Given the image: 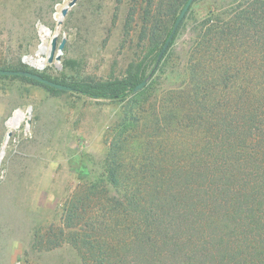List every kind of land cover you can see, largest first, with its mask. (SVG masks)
I'll list each match as a JSON object with an SVG mask.
<instances>
[{
	"label": "trees",
	"instance_id": "16d2710c",
	"mask_svg": "<svg viewBox=\"0 0 264 264\" xmlns=\"http://www.w3.org/2000/svg\"><path fill=\"white\" fill-rule=\"evenodd\" d=\"M196 1L159 63L178 15L161 46L148 50L135 81L66 83L20 61L0 69L38 74L88 99L147 100L146 87L134 88L172 54ZM193 30L183 81L155 97L145 117H124L104 175L80 181L63 227L49 228L41 244H69L83 264H264V0L238 1L227 16L210 7Z\"/></svg>",
	"mask_w": 264,
	"mask_h": 264
},
{
	"label": "rangeland",
	"instance_id": "374dc122",
	"mask_svg": "<svg viewBox=\"0 0 264 264\" xmlns=\"http://www.w3.org/2000/svg\"><path fill=\"white\" fill-rule=\"evenodd\" d=\"M70 1L0 0V65L15 67L20 61L28 69L66 83L134 80L151 59L148 50L161 46L185 2L76 0L58 26L60 12ZM238 1H196L172 54L145 85L150 93L147 100L137 101L133 96L118 102L71 92L52 94L21 79L0 78V152L4 151L0 160V264H83L71 245L50 248L39 237L49 228L56 234L63 227V209L83 178L104 175L108 146L124 117L129 113L145 117L155 97L183 81L193 28L207 9L215 7L227 16ZM43 29L49 31L47 35ZM55 33L58 43L66 39L59 62L43 69L23 62L24 57L45 62L46 55L37 54L38 48L49 47ZM17 112H22L23 119L10 127L8 122ZM125 152L130 158L128 148Z\"/></svg>",
	"mask_w": 264,
	"mask_h": 264
},
{
	"label": "water",
	"instance_id": "95a60500",
	"mask_svg": "<svg viewBox=\"0 0 264 264\" xmlns=\"http://www.w3.org/2000/svg\"><path fill=\"white\" fill-rule=\"evenodd\" d=\"M195 0H187L186 3L184 4L183 8L181 9L180 13L178 14L172 30L168 36V38L166 39V41L164 42L160 53L157 57V63L160 62L161 58L163 57L164 53L166 52V50L168 49L175 33L176 30L178 28V26L180 25V23L182 22L183 18L185 17V15L187 14L189 8L191 7V5L194 3ZM76 0H72L70 1L64 8H62L61 12H60V16L57 20V25L61 26L62 24V20L64 19V17L67 15V12L69 10V8L73 7L75 5ZM45 34H48V30L47 29H43ZM66 44V39L62 38L60 40V42L58 43V35L57 33L53 34L50 38V46L46 47L45 45H40L37 51V54H45L46 55V60L44 62V59H39L36 61H33L31 58L28 57H24L23 58V62L26 63H36L37 64V69H43L46 65H50L53 64L54 62H59L61 59V55H62V51L65 47ZM0 76H22L31 80H34L38 83L44 84L48 87H51L53 89L56 90H60V91H65V92H70L71 88L66 86V85H62V84H58L55 82H52L50 80H47L43 77H41L38 74L29 72V71H24V70H1L0 69ZM150 79V76L144 80L143 82H141L140 84H138L135 88H134V92H138L140 90H142L147 81ZM8 136H10V133H8ZM4 154V151L2 149V151L0 152V160L2 158Z\"/></svg>",
	"mask_w": 264,
	"mask_h": 264
},
{
	"label": "bare ground",
	"instance_id": "6f19581e",
	"mask_svg": "<svg viewBox=\"0 0 264 264\" xmlns=\"http://www.w3.org/2000/svg\"><path fill=\"white\" fill-rule=\"evenodd\" d=\"M21 113L17 112L14 117L9 120L8 125L10 127H17L21 123L23 119V115Z\"/></svg>",
	"mask_w": 264,
	"mask_h": 264
}]
</instances>
